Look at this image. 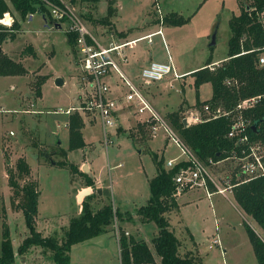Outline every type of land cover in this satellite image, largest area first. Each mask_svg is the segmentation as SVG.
Wrapping results in <instances>:
<instances>
[{"label":"rangeland","instance_id":"1","mask_svg":"<svg viewBox=\"0 0 264 264\" xmlns=\"http://www.w3.org/2000/svg\"><path fill=\"white\" fill-rule=\"evenodd\" d=\"M61 1L72 7L75 13L83 18L85 24L97 30L110 27L113 15L110 8L116 10L119 6L121 9L119 3L122 0ZM125 1L124 16L120 21L136 20L141 25V22L146 23L147 20H151V23L144 27L157 28L160 25L167 32L165 36L168 46H165L162 36H155L151 39V52H146L143 58L148 60L149 56L156 54L160 58L167 59L169 51L181 63L180 71L199 67L209 62L210 59H213L211 60L213 62L208 66L217 67L228 59L229 40L232 35L229 21L233 16L240 15L245 6L250 3V0H168L167 2L171 1L174 9H170V5L166 3L165 10L174 12L165 13L162 0ZM158 6L164 14L163 20H161ZM166 15H169L172 21L179 17H190V19L182 25H171ZM11 16L13 20L15 16L20 19L18 12H15V16L13 14ZM29 17L22 21V29L17 32L20 34L19 37L4 43V50L15 55L20 63L26 57L29 58L26 60L28 62L25 61L22 64L26 67L24 64L26 63L31 72L25 77L0 75V255L5 221L10 227L16 250L29 235L24 212L17 206L19 198L15 199V203L12 202L13 190L9 185L7 174L9 168L16 169L17 160L21 156H26L32 169V175L39 183L37 228L43 236L62 242L71 218L82 214L81 202L88 196L84 195L85 190H92V193H95L91 200L94 211L113 201L115 202V204L113 202V207L115 209L117 205L118 211L119 207L121 210H134V208L139 209L140 206L147 204L151 197L147 175L152 174V170L156 167L152 152H149L151 138L154 137L156 141L153 149L157 150L161 156L165 149L167 158L176 157L181 152L163 129L159 131V136H154L147 123V126L136 124L132 128L129 126L119 131L120 135L132 138L134 143L131 139L125 138V141H118L111 136L112 141L108 146L104 143L101 121L99 120L94 126L87 125L85 136L90 144L88 146L90 155L95 158L94 165L100 175L101 184L108 185L110 189V195L106 199L102 198L103 202L97 201L96 198L100 196H97L96 187L87 185L85 175L80 172L72 173L68 165L56 164L57 161H64L67 164L80 162L86 152L85 149L68 150L69 115L61 111L76 104L75 97L80 91L77 78L82 71L78 62L79 54L74 52L73 46L68 42V23L61 22V28L57 29L59 20L53 15L44 18L41 13H35L33 18ZM214 34L216 43L211 45ZM33 41L40 53L38 59H33L27 49L32 46ZM2 46L0 51L4 53ZM32 47L34 49V46ZM147 53L151 54L147 55ZM214 61L218 62L214 63ZM57 78H63L65 83L57 85ZM173 78L174 75L171 73L163 80L144 82L147 88V90L143 89L144 92L146 90L147 93H145L165 119L169 112H165L162 107L165 101H160L159 94L156 93L160 88L159 83H175L173 87H170L169 110L181 109L183 117L193 110H201L197 102L211 99L213 96L211 82H205L196 87L195 75L178 77L175 78L176 81H173ZM141 79L137 78L135 83H143ZM11 83H15L16 87L13 88ZM39 83H42L41 96L36 94ZM85 119L94 122L96 117L94 113H90L85 115ZM135 144L145 152L139 155ZM63 150L67 151V155L63 153ZM43 151L48 153L47 157ZM10 159L13 160L12 165L8 164ZM238 162L237 159H229L222 170L218 168L215 172L210 166L209 172L215 181L221 184L224 178L220 174L233 175L239 169ZM218 170L220 174H217ZM83 172L86 174L89 172L88 166H85ZM21 183L24 182L21 181ZM188 192V195L192 194L195 197V201L189 206L182 207V211L180 209L178 212V207L167 212V217L172 223V230L181 241V252H189L188 247L193 248L190 245L192 240L190 232L184 226L185 223L181 221L185 218L195 230L206 229L205 233L210 236L218 232L221 239L226 236L235 244L227 245L229 249L225 254L221 245L210 247L208 242L213 237L206 236L200 245L205 264H258L253 245L248 240L247 226H250L263 240L264 230L238 204L233 191L227 190L226 195L216 193L211 197H208L203 188L191 189ZM184 199L185 195L180 198L181 202H184ZM116 211L110 230L73 246L70 253L71 264H122L120 243L116 234L117 224L120 235L129 231L128 237L144 239L155 251L153 239L159 233L158 224L151 221L142 225L138 222L140 220L138 218V221L128 223V230H126L121 220L131 219L128 215H117ZM216 216L224 218L218 231L215 225ZM234 227L235 232L232 230ZM157 258L158 263L162 264L161 257ZM13 264H56V262L51 250L34 245L24 255H18Z\"/></svg>","mask_w":264,"mask_h":264},{"label":"trees","instance_id":"2","mask_svg":"<svg viewBox=\"0 0 264 264\" xmlns=\"http://www.w3.org/2000/svg\"><path fill=\"white\" fill-rule=\"evenodd\" d=\"M47 1L63 6L61 0H0V20L7 14L15 16V12H18L20 15V19L14 17L10 27L0 23V47L4 42L17 38V32L22 29V21L31 14L41 13L45 18L49 15L52 16ZM71 1L75 2L76 0ZM82 1L97 2L99 0ZM262 12H264V0H250L249 5L245 6L242 13L233 16L229 21L232 35L229 40L228 59L213 69L208 66L212 63L209 61L205 67L192 73L196 76V87L205 82H211L213 87L211 99L197 102V106L202 111L203 107L208 104L212 111L221 108L225 111H233V113L190 125L184 123L185 116H182L181 109L167 114V121L175 128L192 153L208 165L210 160L219 162L235 154L242 155L237 139L229 137L228 132L233 123L235 108L244 99L259 97L256 103L252 107L244 109L242 114L250 122L247 132L251 139L260 141L264 145V66H260L258 63L260 49L264 47V27L260 19ZM189 19L190 17H179L172 21L171 17L167 16V21L175 25H182ZM67 38L76 53V34L69 32ZM27 49L32 56L36 57L32 46ZM0 56V75H25L28 73L22 63L16 62L2 51H0ZM41 85L42 83H39L36 88L38 96L42 95ZM88 114L90 112H74L69 115L67 123L69 151L86 148L83 128L86 123L85 115ZM63 153L67 155L66 150H63ZM153 159L156 164V174L150 180L151 197L147 204L137 209V212L142 217V221H154L160 228L159 233L153 239L156 255L161 257L162 264H201V257L198 254L181 252V241L172 230L166 215L168 211L179 207L174 179L185 163H179L174 168L167 169L163 157L154 153ZM56 164L68 165L72 173L80 172L85 175L88 186H95V182L85 172L79 171V167L75 163L67 164L64 161H57ZM7 174L9 185L13 190L12 202L15 203V199L19 198L17 206L24 212L29 235L16 250L10 227L5 221L3 223L0 264H13L18 255H24L34 245L51 250L56 264H71L70 253L74 245L110 230L116 211L113 202L106 203L99 210L94 211L91 200L95 193H92L81 202L82 214L71 218L62 242L52 237L43 236L37 228L36 221L39 212V183L32 175V169L26 156H21L17 160L16 169L9 168ZM21 181L24 183L22 184ZM232 182L234 184L232 191L238 204L264 230V175L239 182L234 174ZM116 213L120 215L118 210ZM247 233L258 264H264V240L250 226H247ZM119 243L122 264H159L155 253L144 239L128 237L125 232L124 235H120Z\"/></svg>","mask_w":264,"mask_h":264},{"label":"built area","instance_id":"3","mask_svg":"<svg viewBox=\"0 0 264 264\" xmlns=\"http://www.w3.org/2000/svg\"><path fill=\"white\" fill-rule=\"evenodd\" d=\"M47 4L51 15L57 18L59 23H68L67 31L76 34L77 52L79 54L78 61L82 70L83 82L80 84V89L83 91L85 97L82 98L83 101L81 104L73 105L66 110H61L62 112L69 115L74 112L97 113L102 125L104 143L108 146L112 141V131L118 128L119 118L117 116V111L119 109V101L107 96L110 92V86L104 78L111 70H115L123 79L124 84L128 89L125 94V100L134 105V109L139 115L145 117L144 122L149 124L153 135L157 136L159 131L163 129L168 138L174 141L177 147L180 148L181 152L177 157L170 158L166 161L167 169H172L179 163H185L175 175L174 179L177 197L188 190L198 188L206 190L208 197H211L215 192L226 195L227 190L232 191L233 189L234 184L232 179L234 174L239 182L246 181L252 177L264 175V145L260 141L251 139L247 132L250 122L247 121L242 114L243 110L252 107L259 97L244 99L240 101L235 108L233 123L228 132V136L237 139L242 155L238 156L235 154L234 156L225 159H237L239 161V169L234 172L233 175H225L223 179L224 181L219 184L209 172L210 166L217 162L210 160V164L208 165L196 157L180 138L175 128L155 108L144 90L121 70L116 59L112 55V53L117 51L120 46H101L85 24L83 18L77 15L74 9L64 2L63 6L54 5L48 1ZM159 6L161 20H163L164 14H162ZM33 15L34 14H31L30 17ZM8 16L10 18L9 23L6 21ZM260 16L264 27V12H262ZM12 22L13 18L10 14H7L0 20V23L9 27ZM159 32L161 33L162 31L160 30ZM121 56H124V54H121ZM258 63L260 66H264V47L260 49ZM213 68L214 67H212V69ZM171 73H173L174 78L181 77L176 70L172 56L169 55L167 62L152 61L145 66L141 71V78L144 82H156L163 80ZM203 111H205V113H203ZM203 111L199 109L191 111V113L185 117L184 121H187V125H190L217 118L221 115H229L233 113V111H225L221 108L212 111L208 104L203 107ZM118 229L119 226L117 224L116 234L118 241H120V233ZM126 234L129 235V232L126 231ZM220 244L219 239H214L210 247Z\"/></svg>","mask_w":264,"mask_h":264},{"label":"crops","instance_id":"4","mask_svg":"<svg viewBox=\"0 0 264 264\" xmlns=\"http://www.w3.org/2000/svg\"><path fill=\"white\" fill-rule=\"evenodd\" d=\"M167 1L168 0H162L161 1L163 10L165 11V13L174 12V11H166L165 10L166 9L165 8V4L166 3H168L170 5V9H174V6H171L172 5L171 1H169V2H167ZM125 4H126V1L122 0L121 3H119V5H121L120 6L121 9H119V6L117 7L116 10L115 9L112 10V8H110L111 11H113V15L111 17V24H110L109 28L102 27V28H99V29L96 30V29H93L92 27L88 26L87 24L86 25L89 28V30L93 33V35L96 37V39L98 40V42L100 43L101 46H103V47H109L111 45L120 46V48L117 51H114L112 53V55L116 59L118 65L121 68V70L131 80H133L135 82V80L137 78H141L140 76H141L142 69L145 66H147L148 64H150L152 61L167 62L168 59H169V55L172 56L173 62L176 65L178 73L181 75V77L182 76H184V77L191 76V75H193L192 74L193 72L197 71L200 68L205 67L204 65H207L208 62H206V64H203V65H201L199 67L191 68L189 70L187 69V70L180 71V68L182 66L181 63H179V61L176 60L175 56L173 54H171L169 51L167 53V59H165V57L164 58H160V56H157L156 54H154V55L149 56L148 60L147 59L145 60L143 58V56L146 54V52H151L150 43L152 42L151 39L153 37L159 36V35L162 36L163 37L162 39H163V42H164L165 46L166 47L168 46L167 45L166 36H165V35H167V32L164 29V27L162 28V26H160V25L157 26L156 24H154V25L157 26V28H151V27L150 28H146V27H144V26L150 24L151 20L150 21L147 20L146 23L141 22V25H143V26L138 24V22L136 20L135 21L132 20L131 22H129V21H120V19L124 16L123 11L125 9L124 8ZM166 16H169V15H166ZM29 18L31 19V18H33V16L29 17ZM8 19H10V18H8ZM46 23H47V21H46ZM171 25H175V24H173L171 22ZM59 28H61V25H60V23H57V29H59ZM160 30L162 31L161 33L159 32ZM19 35L20 34H17V38L19 37ZM4 43H3V46H2L3 50H4ZM52 44H54L53 46H55V43L52 42ZM32 46H34V51L36 52V57H37V58L36 57L34 58V56H33L32 58L33 59H38L39 56H40V53L38 51V48L34 44V41H33ZM4 53L7 54L9 57H11L16 62H20V61H18V59H16V56L13 55L12 53H9V51L4 50ZM121 54H124V56H121ZM149 54H151V53H147V55H149ZM27 59H29V58L26 57L22 61V63L25 62ZM211 60H213V59H210V61ZM26 62H28V61H26ZM215 62H218V61H214V63ZM24 64L26 66L25 68L28 70L27 74H29V72H31V70H30L29 67H27L26 63H24ZM27 74H25V75H27ZM25 75H22V76L21 75H9L8 77H19V76L25 77ZM104 80L110 86V92L107 94V96L110 97V98L117 99L119 101V109L117 111V116L119 118L118 128L116 130L112 131L111 135L114 136V138H116L118 141H120V140L125 141V138H127L128 140L131 139V141H133V143H134V140L132 138L126 137V136H124L122 134L120 135L119 131H121V129L129 128V126H130V128H132L136 124H142V125L147 126L146 123L144 122V118L145 117L142 116V115H139L135 111L134 105L130 104L129 102H127L125 100V94L127 93L128 89L125 86L123 79L120 77V75L115 70H111L110 73L104 78ZM77 81L79 82V85L81 84V82H83L82 81V72L78 75ZM173 81H176V79L173 78ZM142 82L143 83H136V84H138L142 89H146L147 90V88H145V86H144V81L143 80H142ZM64 83H65V81H64ZM11 85H12L13 88L16 87L15 83H11ZM158 85L160 86V88H159V91L156 92V93L159 94L160 101L161 100L165 101L162 107H164L165 112H172L175 109H170L169 110V104L170 103H168L169 102L168 100L171 99V97L169 96L170 95L169 93L171 92L170 87H173L175 85V83H159ZM146 90H145V92H146ZM177 90L178 89L176 88V91ZM83 94H84L83 91L80 89L79 93H77L76 97H75V100H76V104L75 105H79V104L82 103V101H83L82 98L85 97ZM146 95L148 97V94H146ZM149 100H150V98H149ZM94 114H95V117H96L94 122H91V120L86 119L85 120L86 123H85V126L83 128L84 139H85V141L87 143L86 148H84L86 150L85 156L80 162H74V163L79 167V171H84L85 166H88L89 172L87 173V175L95 182L96 193H97V189L98 188L108 189L109 192H110V189H109L108 185H102L101 184L100 175L98 174V171L96 170L95 165H94L95 158H93V155H90V150L88 148V146L90 144L86 140V136H85V130H86L87 125L94 126L100 120L98 114L97 113H94ZM155 142L156 141H155L154 137L149 140V147H150L149 152H152V155L154 153H157L160 157L165 158V161H167L170 158H174V157L167 158L165 156L166 149L164 150V152H162L163 156H161L157 152V150L153 149ZM167 142H168V140H167ZM135 146H136V144H135ZM137 149L139 150L138 151L139 155L142 154V152H145L140 147H137ZM116 153L118 154L117 150H116ZM226 161L227 160H221V161L217 162L216 164H213L211 166L212 168H214L213 171L216 172V170L218 168H220L222 170ZM9 163L12 165L13 164V160L10 159L8 161V164ZM154 164H155V161H154ZM155 166H156V164H155ZM4 168L6 170V165H5ZM145 173H146V175L148 174L146 171H145ZM155 174H156V167H155L154 170H152V174H148L147 175V182L149 184H150V180L154 177ZM217 174H220L219 170H218ZM225 175L227 176L229 174L225 173ZM225 175H223L222 173L220 174V176L222 178H224ZM89 187H92V186H89ZM92 192L93 191L91 190V193ZM216 193L217 192H215L213 195H215ZM188 194H189V192L188 193L184 192V193L180 194L177 197V202H178V206H179L178 212L180 211V209H181V211L183 210L182 207L189 206L191 202L195 201V197L192 194H190V195H188ZM109 195H110V193H109ZM183 195H185V199H184V202H181L180 198H182ZM97 196H100V198H98V197L96 198L97 201L100 200V202H103V200L106 199V197H108V195H106V194H102L103 197H101V195L100 194L98 195V193H97ZM102 198H104V199H102ZM114 204H115V202H114ZM115 206H116L115 209L118 210L117 209V205H115ZM137 208H134V210H129V209L128 210H121V208L119 207L120 214L121 215H128V217L131 219V220H121V223H122L124 229L128 230V228H127L128 223H130L131 221H135V220L138 221V218H140V220L138 221L140 224L143 225V224L148 223V222H144V221L141 220V216L138 214ZM223 220H224V218L221 217V216H216L215 217V225H216V230L217 231H218V228L221 227V225L223 223ZM169 221H170V219H169ZM181 221H183L185 223L184 224V223L181 222L189 230L190 235L192 237L191 238L192 240L190 239L191 240L190 241V243H191L190 245H192L193 248L188 247L189 252L197 253L201 257V264H205V261L203 260V256L201 254L202 250L200 248V245L204 242L206 236H208L209 238L213 237V239H209L208 245H211V243H212V241L214 239H219L220 243H221L220 245L222 246L223 252L225 254H227V250L229 249V247H227V245H235L230 240H228V237H226V236L223 237V239H221V237L219 236L218 232L213 233L212 236H210V235H208V233H205L206 229H204L202 231H199V230H195V228H192L190 226L189 221L187 222V220H185V218H184V220L182 218ZM170 224H171V227H172V223L171 222H170ZM232 230H233V232H235L236 228L234 227V229H232ZM129 234H130V232H129ZM202 236H204V237L202 238ZM248 240H249V242H251L249 237H248ZM153 252H155V251L153 250ZM155 256H156V260L158 262V258H157L158 256L156 255V253H155Z\"/></svg>","mask_w":264,"mask_h":264},{"label":"water","instance_id":"5","mask_svg":"<svg viewBox=\"0 0 264 264\" xmlns=\"http://www.w3.org/2000/svg\"><path fill=\"white\" fill-rule=\"evenodd\" d=\"M215 43H216V40H215V34H214L213 35V41H212L211 45H214ZM0 49H1V47H0ZM56 84L57 85H63L64 84V79L63 78H57ZM184 123L187 125V121H184ZM254 128H255V126H254ZM47 156H48V154H46V157ZM52 162H53V164H55L54 161H52ZM90 193H91V191L90 190H87V191H85L84 195L86 196V195H89ZM97 193H99L100 195H102V194L109 195L110 192H109L108 189L98 188L97 189Z\"/></svg>","mask_w":264,"mask_h":264},{"label":"bare ground","instance_id":"6","mask_svg":"<svg viewBox=\"0 0 264 264\" xmlns=\"http://www.w3.org/2000/svg\"><path fill=\"white\" fill-rule=\"evenodd\" d=\"M7 18H9V17H7ZM7 23H9V20H8V22Z\"/></svg>","mask_w":264,"mask_h":264}]
</instances>
